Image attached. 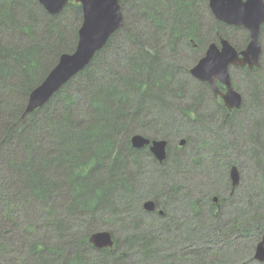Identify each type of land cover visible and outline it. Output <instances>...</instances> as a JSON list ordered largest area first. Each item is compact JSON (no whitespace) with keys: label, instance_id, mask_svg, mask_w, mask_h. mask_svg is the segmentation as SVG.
Instances as JSON below:
<instances>
[{"label":"trees","instance_id":"trees-1","mask_svg":"<svg viewBox=\"0 0 264 264\" xmlns=\"http://www.w3.org/2000/svg\"><path fill=\"white\" fill-rule=\"evenodd\" d=\"M135 2L139 3L137 5L132 0L135 25L128 23L123 31L126 49L123 44L114 43L116 38H112L90 65L44 107L25 114L30 93L42 83L63 53L75 50L83 18L79 26L76 22L67 25L64 16L66 12L73 11L74 18L77 19L78 14L80 19L81 8L76 6L72 10L69 4L64 12L52 16L38 0H0V201L3 204L0 211L2 213L3 210L5 217H9L13 211L10 208L12 203L21 199L22 205L26 206L24 216L33 218L40 211H45L50 217L47 224L52 226L49 233L61 234L60 239L63 237L61 240L58 238L60 245L57 246L45 244L38 238L37 242L29 240L27 255L22 250L11 252L18 253L15 264H54L59 259L64 260V264H178L179 256L175 252L170 253V249L161 251V247L165 246L163 235H171L164 227L168 222L163 219V222L153 223L148 218L142 206L147 200L155 201L172 216V213L182 211L184 213L180 216H188V212L194 218L201 217L198 230L189 229L197 225L192 221L182 223L180 230H187L189 237L201 240L203 244L219 239L226 241L238 232L264 235V93L258 92L261 86L264 87V63L255 74L257 82L251 90L254 94L250 100L251 107L261 101L262 118L251 120L247 135H235L239 139L246 138L252 146L255 161L260 164L256 166V162L252 163L253 167L260 169L256 190L261 192V200L255 201V187L252 191L251 188L246 189L247 195H251L245 198H253V201H247L251 215L246 219L241 217V222L236 213L228 216L232 226L223 232L218 230L220 224L215 220L220 216L227 218L222 203L219 209L213 206V210L205 205L209 204L212 194H219L218 187L212 186L205 191L213 185L205 184L199 189L198 197L189 198L178 193L181 188L178 187V179L171 176L182 160L200 169L204 151L212 141L209 142L206 136H199L193 141L194 161L185 156L171 158L169 145L168 157L162 163L147 147L137 149L131 143L135 134L159 140L137 128L141 124L150 129L148 121H143L147 118L144 115L165 114L173 97L179 95L186 98L191 93L190 98L196 103L204 99L210 102L206 89L198 86L200 82H197V90L194 87L187 90L175 87L179 69L171 64L159 63L161 49L169 51L171 48L172 52H178L181 45L173 42L172 38L180 39L182 33L198 28L202 23L201 12L194 0ZM147 22L152 26L148 38L143 29ZM163 30L167 33L162 34ZM19 38L24 45L20 44ZM160 38L169 44L161 43ZM121 51L126 53L122 59L119 56ZM245 75L251 76L252 72ZM209 104L198 105L205 108L204 115L192 107L199 125L206 128L210 125L208 122L215 118L213 104ZM192 110L185 109L183 114ZM220 119L225 129L236 126L243 130L237 115L229 119L221 116ZM158 126L149 127L158 129ZM205 127L200 131H207ZM238 138L234 137L237 142ZM161 139L170 140L164 135ZM226 147H229V142L227 144L225 140L216 145L222 150ZM176 149L181 151L183 148ZM224 162L235 166L234 159L221 163ZM224 173L227 174V170ZM228 177L230 179V173ZM22 195L26 197L20 198ZM181 196L188 202L187 208L183 206ZM254 208L256 211L253 212ZM205 209L208 210L204 212ZM56 212L62 214L60 218L56 217ZM209 214L211 221L204 220ZM175 217L179 220L177 215ZM25 223L31 233L38 230L33 219ZM99 223L101 225L97 226ZM9 224L14 225L9 222L7 228H10ZM16 225H19L18 221ZM234 227H238L237 231ZM75 230L80 232L78 236L73 233ZM104 230L115 235L116 249L112 252L109 249L97 250L89 243L93 233ZM65 232L68 236H64ZM14 234L15 231L9 234L0 229L1 250L10 244L14 248L17 242ZM67 248L72 249L71 260L67 259ZM217 251L220 252L217 248L213 249L214 261L218 258ZM201 252L198 249L177 253L181 259L205 264L206 258ZM170 256L176 259L174 263ZM0 261V264H11L5 253Z\"/></svg>","mask_w":264,"mask_h":264},{"label":"rangeland","instance_id":"rangeland-1","mask_svg":"<svg viewBox=\"0 0 264 264\" xmlns=\"http://www.w3.org/2000/svg\"><path fill=\"white\" fill-rule=\"evenodd\" d=\"M136 0H134V3L139 5V3L135 2ZM125 13L127 15V13H129V19L128 22L129 23H133L135 25V19L133 18V8L134 6H132V2H129L127 5V2L125 3ZM197 8L200 10V16H201V22L202 25L199 26L198 30H195V33L199 32L201 33L200 36L202 38V40L208 41L210 42L214 36L216 35L213 32V28H214V22L212 21L211 18V13L209 8L205 7V5L203 3H200L199 5H197ZM73 10V9H72ZM83 11V10H82ZM73 13V11H72ZM72 13L70 12H66L65 16H64V23L66 22L67 25L69 24H73V22H76V25H80V20L75 19L74 16L72 15ZM134 13L136 14L137 11L135 9ZM169 22V21H168ZM167 22V24H168ZM149 27H148V25ZM170 25V24H169ZM211 27H212V32H211ZM143 29L145 31V37L148 38V36L150 35V31L152 29V26H150V23H144L143 25ZM166 29V28H164ZM167 30H163L162 34H165L167 32H165ZM222 33H225V35H228V30H222ZM148 35V36H147ZM126 36V35H125ZM124 36V32L119 35L118 37H116V40L114 41V43H118V45H122V47L124 49H126L125 47V41L126 38ZM21 39H24L22 37H20ZM19 38V40H21ZM165 39H161L160 38V42L164 43V44H169L166 43L164 41ZM148 42H150L149 40H147ZM173 42H178L181 46L178 49L177 53L172 52V49L170 48L169 51L167 50H163L161 49V54H160V58L159 60L162 62H159L161 65L162 64H171L173 66H175V69L177 70V68L179 69V71H177L178 75H177V84L175 87H182L181 89H186L189 87H194V90H197V81L195 78H193V76L191 77L190 74L188 73V68L190 63L193 61L194 58L197 59V56L200 57L203 55V47L201 46L199 49L193 48L192 44L190 43V39L186 40V38L183 40L182 38L177 39L172 38ZM204 41V43H205ZM159 42V43H160ZM197 44L198 42L195 41ZM262 42H263V55H262V63H264V32L262 34ZM160 43V45H161ZM203 43V44H204ZM21 45H24L23 40H21L20 42ZM173 45H176V43H173ZM172 45V48H173ZM150 46V45H149ZM161 47H163L161 45ZM193 48V50L191 49ZM207 48V46H206ZM149 50V48H148ZM150 51V50H149ZM197 51V52H196ZM197 53V56H196ZM125 52L121 51L119 53L120 58H124L125 56ZM158 55V53H155ZM195 65V64H194ZM193 65V66H194ZM177 67V68H176ZM262 69V66L260 69H258L255 72H252L251 76H247L244 73H241L239 71H236L235 69L231 70V76L233 79V82L236 83V88L237 90H239V92L243 95L244 97V103H245V111L246 114L242 115L239 114V119H241V123H242V128L243 130H240L238 127L234 126L231 129H225L222 123V120L220 119L221 115H219L220 113L218 112V104L213 102V109H214V114L215 118L214 121H209L208 123L210 124L208 126V128H206L205 126H201L199 125L198 119L196 118V116L193 114L192 107H195L199 110L201 115L205 114V108L204 107H198V105H209V101L208 100H199L194 102L191 98V93L189 94L188 97L186 98H182L179 95L177 97H173L172 100L170 101V107L166 108V113L165 114H161V115H144V117H147L146 119H143L144 122L148 121V128L150 129H146V127H144L143 125L139 124L138 128L141 131H144L146 133H148L149 136H154L157 137L159 139H161L162 135L170 138L171 140V144H170V148H171V158H181L182 156L190 157L193 161H194V157H193V148H192V143L195 139H197L199 136H206L209 140V142H213L211 143V145L209 147H207L204 151L203 154V163L201 164V168L197 169L196 166L193 167L192 164L185 160H182V163L177 166V171L173 170L174 174H172L171 176H176L179 182V186L182 188H185V193H189L191 194L190 198H196L198 197V191L199 189H201L205 184H213L210 187L206 188L205 191L209 190L210 188H213L216 186L219 189V194L217 195L219 197V200L222 201V208L224 210V215L227 217L226 219H224V216H220L219 218L215 219L218 220L220 226L218 228V230L225 232L226 229L231 225L232 221L228 220L230 219V215H232L233 213H236L235 216L236 217H243L244 219L247 218V216L251 215L250 210L248 209V205H247V201H253V198H249V200L246 197L247 192L246 189L251 188L252 189L255 187L254 189V198L255 201H259L258 199L261 200V192L256 190L257 189V185L258 182L260 180V169H258L256 166H259L260 164L258 162H256V157L255 155H253L252 152V146H250L249 143H247L246 138H241L239 139L237 136H235L236 134H238L239 136H241L242 133H245L246 135L248 134V126L251 122L252 119L255 118H262V114L263 111L261 110V105L260 106H253L252 108H250V100L251 97L254 94L253 90V85L257 82L256 78H255V73H257L258 71H260ZM258 77V75H256ZM252 79H254L252 81ZM159 82V80H158ZM181 83L180 85H178V83ZM201 83V82H200ZM158 86V83H157ZM200 86V85H198ZM200 92V91H198ZM259 93H264V87L262 88V86L260 87V89L258 90ZM264 95V94H262ZM191 97V98H190ZM188 98V99H187ZM29 99V98H28ZM188 109V110H192V112H189V114H183L184 110ZM219 114H218V113ZM217 115H219L220 117H218ZM261 116V117H260ZM237 120V121H238ZM143 122V123H144ZM150 123V124H149ZM152 123V124H151ZM167 123V124H166ZM145 124V123H144ZM166 124V125H165ZM151 125H159L158 129H154L152 127H149ZM143 126V127H140ZM205 127L207 129V131H200V128ZM166 131V132H164ZM166 133V134H163ZM234 137L238 138L239 141L237 142ZM185 140L186 142L181 146V148H183L181 151H178L176 149L177 146H179V143ZM222 140L227 141V144L229 142V147H226L225 149H218L216 148L217 143ZM215 141V142H214ZM187 144V145H186ZM241 149H244L245 152L243 153V151ZM247 151H249V153H247ZM191 153V154H190ZM216 157V158H215ZM235 160V163H237L236 165L238 166V170L240 173V185L239 187L233 188L231 185V181L228 178L229 174L227 173H221V167L227 163H221L222 161L225 160ZM259 160V158H257V161ZM256 162L257 165L255 167L252 166V163ZM234 163V165H235ZM235 165V166H236ZM177 172V173H176ZM259 176V177H258ZM212 190V189H211ZM179 195V194H178ZM251 195V194H248ZM247 195V196H248ZM257 195V197L255 196ZM213 198V195H211ZM26 197V195H22L20 198H24ZM181 200H183V206L185 208L188 207V202L186 200L183 199V196H181L180 198ZM211 199V197H210ZM16 204V205H15ZM15 204L12 203L11 205V210H13L12 212L9 213V217H5V213L2 210V213L0 211V229H2L5 232H8L9 234H11V232L15 231V240L17 241L14 248L11 247V244L7 247L5 246L3 250L0 249V260H3V253H5L6 256H8L10 258L11 264H15L16 261V255L18 253H11L13 250L14 251H19L22 250L24 251L25 255H27V250L26 248H28V242L29 240H35L36 242L38 241V239L40 240H44L48 245H53V246H57L60 245V240L63 238H59V235H55L53 233H49V230L52 228V226L50 224H47V222L50 221V217L46 215L45 211L42 212L40 211L39 214L35 215L36 212H34L33 215H35L33 218L31 217H26L23 215V212L26 210V206L22 205V200L21 199H16L15 200ZM260 204V203H257ZM3 204L0 201V207ZM206 207L208 206V203H205ZM29 207V206H28ZM28 210V209H27ZM205 209L204 212H206ZM252 210V209H251ZM185 211V210H184ZM256 211V208L253 209V212ZM182 211H180L181 213ZM180 213L175 212L172 213L174 218L178 221L179 225L183 224H187L189 221L192 222H197V225L189 228L193 231L198 230L199 228V221L201 220L200 218H194L193 215L191 213H187L188 218H185L187 216L184 217V219H177V217H175L176 215H180ZM184 213V212H183ZM181 213V214H183ZM142 213L140 212L139 215H141ZM61 213L60 212H56V217L60 218L61 217ZM171 217H173L172 215H170ZM7 219H9V222H12V224L14 225H10V228L8 227V223L6 222ZM33 219V221L37 224V231L35 230L33 233H31L30 230L26 229L27 223H25L26 221H30ZM211 221V214H209V216H205L204 220H209ZM13 221L15 223H13ZM19 222V225H16V222ZM24 221V222H23ZM186 221V222H185ZM101 224L99 223L97 226H100ZM18 226V227H16ZM186 227V226H185ZM7 228V229H6ZM78 230L79 227H76ZM11 231V232H10ZM83 231V230H81ZM170 231V230H169ZM168 232V234L171 233L170 236L166 237L165 235H163V240L165 242V246L161 247V251H163L164 249H170L172 251H170V253L175 252L179 257V262L178 264H199L197 261H189L187 259L184 258H180V255L177 252L183 251V250H191V251H197L198 249L202 250V255L206 258L204 263L205 264H264V262H259L258 260H256L254 258V253H255V249L256 246L258 245V243L261 241L263 234L259 235L258 233L255 232H250L248 235H244L241 233H234L232 236H230L226 241L222 240H213V241H219L218 242H213V241H208L207 243L201 242V240L199 241L198 239L194 238V237H189L190 234L187 230L182 229V231H178V230H171L170 232ZM73 233L78 236L79 235V231L77 232L76 230L73 231ZM64 236H68V232L64 233ZM116 234L120 237V234L118 232H116ZM114 235V234H113ZM75 236V237H76ZM115 237V235H114ZM38 238V239H37ZM60 240H59V239ZM174 239V240H173ZM122 240V239H121ZM44 243V242H43ZM121 244H124V242H121ZM214 247V248H211ZM65 248V247H64ZM93 248H95L93 246ZM123 249H125L124 247H121ZM217 248L220 252L217 251V260L214 261L215 257L213 255V249ZM68 249V248H67ZM97 249V248H95ZM71 250L72 249H68L67 254H69L68 256V260L72 259V255L70 258V254H71ZM97 250H103V249H97ZM205 253V255H204ZM88 254V253H87ZM216 255V254H215ZM253 255V257H252ZM66 256V255H65ZM220 257V258H219ZM70 258V259H69ZM95 259V258H93ZM170 259L174 260L172 261V263H174L176 261V259L173 256H170ZM166 260H167V256H166ZM27 261V258H25L24 262ZM218 261V262H217ZM1 262V261H0ZM217 262V263H215ZM23 264V263H21ZM54 264H64V260L59 259V261L54 262ZM145 264H149V263H145ZM202 264V263H201Z\"/></svg>","mask_w":264,"mask_h":264},{"label":"water","instance_id":"water-1","mask_svg":"<svg viewBox=\"0 0 264 264\" xmlns=\"http://www.w3.org/2000/svg\"><path fill=\"white\" fill-rule=\"evenodd\" d=\"M70 0H38L44 9L52 16L60 14ZM81 3L83 10V24L79 29L78 44L73 55H63L60 63L31 95L27 112L43 106L63 84L68 82L73 75L83 70L93 59L95 53L101 49L117 29L123 24L120 0H76ZM213 14L220 21L234 25H244L251 30V42L244 50L242 58L236 54L228 41H224L222 51L213 45L208 49L207 55L192 70V74L201 81L209 82L216 90L219 81L228 88L222 95L225 106L232 110L241 108L243 96L232 88L230 65L259 67L263 49L260 43V26L264 23V0H210ZM241 105V106H240ZM137 146L150 144L143 136L134 138ZM184 144V142H183ZM166 141H154L151 147L161 158H166ZM232 179L239 177L237 169L231 173ZM238 183V182H237ZM237 183H234L236 185ZM151 210V209H150ZM90 244L97 249H113L115 242L109 231L94 233ZM255 259L264 262V235L255 249Z\"/></svg>","mask_w":264,"mask_h":264},{"label":"flooded vegetation","instance_id":"flooded-vegetation-1","mask_svg":"<svg viewBox=\"0 0 264 264\" xmlns=\"http://www.w3.org/2000/svg\"><path fill=\"white\" fill-rule=\"evenodd\" d=\"M130 1L132 2V0H120V6H121V12L123 14L124 24H123V26L117 32H115L112 35L111 39L112 38H116L119 35H121L123 33V31L125 30V28H126V24L129 23L128 22L129 13H127V15H126L124 9H125V6H126L125 3L127 2V5H128V3ZM246 1H248V0H243V2H246ZM194 2L196 4V6L199 5L200 3H203L205 5V7L209 8L210 13H211L212 21L214 22L213 32L216 35L214 36V38L210 42H208V41L202 40V38L200 36L201 33H199V32L195 33V31H193V32H188L186 34L182 33V36H181L182 39L183 40L185 38H186V40L190 39V43L192 44V47L193 48H196L197 47L199 49L202 46L203 47V50H204L203 51L204 52L203 55L200 56V57H198L197 56V53H196L197 59L196 58L193 59V61L190 63L189 68L187 70L188 73L190 74V76L191 77L193 76V78H194V75L192 74L193 68L195 66L197 67L199 65V63L204 59V57L207 55L208 49L211 46L215 45L218 48V50L222 51L224 41H228L229 44H230V46H232L234 48L236 54L239 56V59H241L242 58V54L241 53L248 48V45H249V42H250V38H251V30L249 28L245 27L244 25L229 24L227 22L220 21L219 19H217L216 16L213 14L212 9L210 7V0H194ZM69 4H71V6H70L71 9H73L76 6H79L81 8V17L79 19L81 21V19L83 18V11H82L81 4L78 3V2H76V0H70L69 1ZM65 9H64V11H65ZM78 18H79V15L77 14V19ZM201 25H202V23L198 25V28ZM198 28H197V30H198ZM210 30L212 32V27H211ZM222 30H228V35H225V33H222ZM263 32H264V23H262L261 26H260L259 39L261 41V44H262V34H263ZM195 41H197L198 44ZM204 41H205V43H204ZM206 46H207V48H206ZM193 48H191V49L193 50ZM262 49H263V46H262ZM262 55H263V53H262ZM262 55H261L260 66L259 67L250 68V65H248V64H246V66H244V67H242L240 65L239 66L230 65V67H229L230 68L229 69L230 76H231V70L232 69H235L236 71H239V72L244 73V74H246L248 72H255V71H257L258 69L261 68ZM258 72H257V74H258ZM197 81L201 82V83H199L200 86H202L203 88L206 89L207 94L209 95L210 103L213 104V102H215V103L218 104V112L219 113H222V114H219L217 112L219 115L225 117V119H229L230 117H234L236 115L239 116V114H242V115L246 114V111H245V108H244L245 107L244 97H243L242 107L239 110L238 109L229 110L225 106L224 101L222 99V95H224V94H226L228 92V88L225 85L221 84L218 81L217 84H216V89H217V94H216L215 91H214V89H213V87L208 82H202L200 80H197ZM231 84H232V88L234 90H236L237 92H239V90H237V88H236V83L233 82L232 76H231ZM260 104H261V101L260 102L258 101V103L256 105L257 106H260ZM253 106L254 105H252V107ZM252 107L250 106V108H252ZM193 114H194V112H193ZM159 140H163V141H166L167 142V145H166V154H167V157H168V148H169V145L171 144V140H167V139H159ZM151 141H153V140L151 139ZM183 142L185 143L186 141L185 140H182L179 143V146H177V148H181V146L183 145ZM151 145L152 144L150 143L148 146H146L148 148L149 152H151V150H150ZM230 166L228 165V163L225 164V165H223L221 167V173H224V170H227V173L229 174L232 171V168H233L232 165H230ZM230 180H231V175H230ZM231 182H232V180H231ZM238 186H239V184L237 186H233V183H232V187L233 188H237ZM182 190H185V188L178 189V193L181 192V193L185 194L187 197H189V198L191 197V194L185 193V191H182ZM212 195H213V198H212V196H210L211 199L209 198V204L208 205L210 206L211 210H213V206H215L216 209H219L220 208V204L222 203V201L219 200V197L217 196L218 194H212ZM215 198H217V201H215ZM148 201H150V202H148ZM146 202H147V205H146V208H144V204ZM197 202L198 201H196V203ZM142 206H143V210L146 213H148V218L153 223L163 222V219H164L165 221L168 222V223L164 224V227L165 228H168L170 231L171 230L182 231V230H180V225H179L178 221L174 217H171L170 216L171 214L165 208H163V207L159 206L158 204H156L155 201H153V200H147V201H145L142 204ZM184 217H185V214L182 215V216L178 215V218L179 219H182V218L184 219ZM186 218H188V216ZM241 221H242V218H241L240 222ZM230 226H232V224ZM230 226L228 228H230ZM237 229H238V227H234V230L235 231H237ZM112 235H113V233H112ZM113 240L115 242L114 248L112 250L109 249V248H105V250L106 249H109L112 252V251H114L116 249V239H115L114 235H113Z\"/></svg>","mask_w":264,"mask_h":264},{"label":"bare ground","instance_id":"bare-ground-1","mask_svg":"<svg viewBox=\"0 0 264 264\" xmlns=\"http://www.w3.org/2000/svg\"><path fill=\"white\" fill-rule=\"evenodd\" d=\"M69 4V3H68ZM81 4V3H80ZM82 6V5H81ZM67 7V6H66ZM65 7V8H66ZM64 8V9H65ZM64 11V10H63ZM62 11V12H63ZM61 12V13H62ZM59 15V14H58ZM56 16V15H55ZM83 24V23H82ZM82 26V25H81ZM119 29H117L115 32H117ZM112 37V36H111ZM111 39V38H110ZM109 39V40H110ZM250 42H251V38H250ZM250 42H249V44H250ZM108 43V42H107ZM260 43H261V41H260ZM107 44H105L101 49H99L96 53H95V55H94V57L97 55V53L98 52H100L105 46H106ZM261 46H262V44H261ZM76 48H77V46H76ZM76 48H75V50L72 52V53H63L61 56H60V58H59V61H58V63L55 65V67L49 72V74L45 77V79L42 81V83L41 84H39L31 93H30V96H29V99H28V102H27V105H26V109H25V114H31V113H33V112H35L36 110H38V109H41L42 107H44L66 84H68L74 77H76L79 73H81L82 71H84L89 65H90V63L92 62V60L94 59V57H93V59L90 61V63L83 69V70H81L80 72H78L76 75H73V77L68 81V82H66L65 84H63L62 86H61V88L58 90V91H56L52 96H51V98L43 105V106H41V107H38V108H36L34 111H32V112H27V108H28V106H29V103H30V98H31V95H32V93L39 87V86H41L44 82H45V80L47 79V77L51 74V72H53L54 71V69L58 66V64L60 63V60H61V57L63 56V55H73L75 52H76ZM196 67V66H195ZM194 67V68H195ZM193 68V69H194ZM194 78H196L195 76H194ZM197 80H199L198 78H196ZM201 81V80H200ZM202 82H204V81H202ZM209 83V82H208ZM210 84V83H209ZM211 85V84H210ZM212 86V85H211ZM213 87V86H212ZM213 89H214V87H213ZM214 91H215V93L217 94V89L215 90L214 89ZM223 99V98H222ZM223 101H224V99H223ZM224 104H225V102H224ZM242 105V104H241ZM240 105V106H241ZM242 107V106H241ZM234 109H238L237 107L236 108H234ZM240 109V108H239ZM238 109V110H239ZM137 135H140V136H143L144 138H146V139H148L149 141H150V143L152 144L151 145V147L153 146V142L154 141H163V140H153V141H151V139L150 138H148V137H146V136H144V135H141V134H135V135H133L132 136V138H131V143H132V145H133V147L134 148H137V149H142V148H144V147H146V146H148L147 144H144L143 146H137L136 144H135V142H134V138L137 136ZM150 147V146H149ZM150 150H151V152H152V154L154 155V157L159 161V162H164V160L166 159H164V158H161L155 151H153V149L152 148H150ZM166 157H167V154H166ZM234 168H236L237 169V173H238V175H239V177H236L235 179H232V176H231V180H232V183H233V186H237L238 184H239V182H240V173H239V170H238V167L237 166H233V168H232V170L234 169ZM231 173H232V171L230 172V175H231ZM238 182V183H237ZM234 183H237L236 185H234ZM215 201H217V198H215ZM148 202H150V201H148ZM141 205V204H140ZM146 205H147V202L144 204V208H146ZM151 224V223H150ZM105 231V230H104ZM107 231V230H106ZM97 232H101V231H97ZM97 232H95V233H97ZM110 232V231H109ZM94 234V233H93ZM92 234V235H93ZM91 235V236H92ZM90 236V237H91ZM90 239V238H89ZM89 243H90V241H89ZM254 258H255V253H254Z\"/></svg>","mask_w":264,"mask_h":264}]
</instances>
